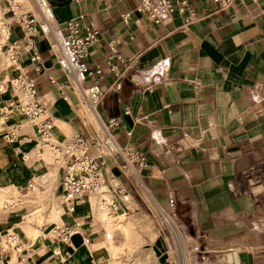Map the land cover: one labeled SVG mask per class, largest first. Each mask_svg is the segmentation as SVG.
<instances>
[{
    "label": "crops",
    "instance_id": "0c3cea01",
    "mask_svg": "<svg viewBox=\"0 0 264 264\" xmlns=\"http://www.w3.org/2000/svg\"><path fill=\"white\" fill-rule=\"evenodd\" d=\"M21 1L27 16L39 20L34 2ZM139 1L47 0L56 26L75 19L97 33L82 58L89 73L80 86L60 67L39 28L33 37L38 59H32L22 23L9 1L0 0L7 32L0 48V200L14 193L21 205L0 207V264H132L126 219L147 212L137 203L154 213L168 211L193 247L214 253L243 245L253 251L244 264H264V0L223 6L187 0L184 11L175 7L160 23L137 11ZM9 43L16 45L15 66L3 55ZM21 75L34 79L37 94L48 99L54 140L94 136L104 122L119 146L144 155L136 181L125 176L119 155L103 158L114 211L123 213L111 237L95 196L75 200L73 211L56 203L57 219L50 209L57 197H51L43 226L78 223L68 240L25 222L33 215L36 190L52 183L39 178L57 173L58 166L16 107L11 78ZM91 85L101 93L96 116L84 94ZM13 126L18 136L10 135ZM32 227L40 230L35 238L28 233ZM171 227L178 238L180 231ZM10 231L18 239L6 246ZM116 231L124 239L114 242ZM146 254L152 255L150 264H182L158 236Z\"/></svg>",
    "mask_w": 264,
    "mask_h": 264
},
{
    "label": "built area",
    "instance_id": "2783aa9c",
    "mask_svg": "<svg viewBox=\"0 0 264 264\" xmlns=\"http://www.w3.org/2000/svg\"><path fill=\"white\" fill-rule=\"evenodd\" d=\"M38 6H44L48 9L49 5L47 0H34ZM220 6L228 4L231 0H216ZM187 4V0H140L137 11L143 13L148 19L155 23L162 22L166 17L170 15L172 10L176 7L180 11H184ZM27 12L19 15L18 20L22 23L24 32L27 36L29 47L33 50L32 59H38L37 51L33 48V37L37 28L49 43V48L55 54L56 60L60 67L67 73L81 77L84 80L85 75L89 73V70L85 63L82 61L87 53L89 47L97 40L96 31L88 29L82 25L78 20L71 19L66 21L62 27H56L60 33V37L54 35L51 28L45 29L41 24L43 20L41 18L40 24L33 18L27 16ZM38 23L36 26L35 24ZM13 49H16V45H13ZM113 42L110 43L111 51L115 52ZM12 57L16 59L15 51L12 53ZM38 70V68H36ZM17 85L24 87L27 94H30L34 98L33 105L28 104L23 108H26L27 114L35 116L37 110L41 109V101L38 98V94L35 89L34 79L21 75L16 78ZM71 84V83H70ZM72 85V84H71ZM88 91L93 98L99 101L101 93L96 85H91ZM17 104L20 108L22 100L20 95L17 96ZM23 111V110H22ZM105 130L103 132V138L100 139L98 133H94V136L83 137L79 133L76 134L72 144L68 145L65 151L66 162L68 167L65 168L60 175L61 183V202L69 206L68 210L73 211V202L82 198H92L96 188L104 182L101 168L103 164V158L105 156L119 155L122 158V169L125 176L130 181H136L138 176L137 167L145 165V158L141 152L132 151L127 148L121 147L117 144L114 136L108 129V126L102 122ZM42 133L45 132V127H42ZM11 136L14 135V131H11ZM90 148L95 151V155H90L86 152L83 155L76 153L77 147ZM130 167V169H128ZM30 183L28 184V186ZM116 208V202L113 203ZM72 226L63 225L60 229V234L63 240H68L73 233L70 229Z\"/></svg>",
    "mask_w": 264,
    "mask_h": 264
},
{
    "label": "bare ground",
    "instance_id": "6f19581e",
    "mask_svg": "<svg viewBox=\"0 0 264 264\" xmlns=\"http://www.w3.org/2000/svg\"><path fill=\"white\" fill-rule=\"evenodd\" d=\"M9 1V6L12 7L13 12H14V17H18L19 15H22L28 11L23 10V2L21 0H8ZM35 4V6L38 9L39 12V20L37 18H35L33 15H31V18L35 19L39 24H40V20L42 18L43 20V24H41L43 26V28L45 29V31L47 30V28H51L52 31L54 32V35H57L60 37V33L57 30L58 26H56L53 22V13L51 10V7L49 6L50 9L44 7L41 5L38 6L36 4V2L34 0H32ZM49 5V4H48ZM2 15H3V23L1 22L2 19H0V23H2L3 27H4V12H3V8H2ZM0 34H1V39H0V48L2 46V44L5 43V41L7 40V32H6V28H0ZM14 43H9V46L6 50L3 51V55L5 57V59L7 60V62L11 63L12 65H16L15 64V60L12 57V53L14 52L13 46ZM10 65V64H7ZM69 74V73H68ZM73 76V75H72ZM17 78V77H16ZM16 78L13 77L12 79V86L14 87L16 93H18V95H20L21 100H22V104L20 105V108L23 110L19 109L18 104L16 103V107L17 109L21 112V114L25 115L26 119L28 122L33 123L36 127V132L40 138V142L39 144H42L44 146L49 147L50 151L53 153V163H55L58 166V172L56 174L48 171L46 173H44V175L46 177L42 178V182H53L52 185H54L55 182H58L57 184V188L53 187L51 185L52 190H56V194L55 196L57 197V199L59 200V202H53V206L50 208L51 209V213L53 215V217L55 219H57L58 217V211H57V204L59 203L64 204L61 202L60 199V195H61V183H60V175L62 173V171L68 167V163L66 162V158H65V151L68 145L72 144L75 136L77 133H74L73 135H71L67 140L63 141V142H59L56 141L52 138V133H51V129H52V120L50 119L49 116L46 115V105L44 104V102L41 99V96L38 94V98L41 101V109L37 110V114L35 116H30L27 114L26 108H23L25 105L31 104L33 105L34 102V98L30 95L27 94L24 90V87L17 85V81ZM75 82L77 83V85L83 86V80L81 77H77V76H73ZM2 85V83H1ZM84 94H85V98L86 101L89 105V107L91 108L92 112L94 113V115H97L96 112V107L98 105L97 99L93 98L92 95L90 94V92L88 91V88H84ZM15 127V126H13ZM42 127H45V132L42 133ZM100 130H99V137L100 139L103 138V132L105 130V127L103 125V123L100 124ZM11 131H14V136H18L19 135V131L17 126L15 127V129H12ZM10 131V132H11ZM86 152L88 154H92L95 155L96 152L91 150L89 147L85 148V147H77L76 153L79 154L80 156L83 155V153ZM47 161V160H46ZM130 169V167L128 168ZM59 177V178H58ZM45 184V183H44ZM28 186V185H27ZM28 188H33V185L30 184L28 186ZM95 197H97L98 200V208H99V212L102 213L101 214V219L102 221L105 223L106 227H107V231L109 233V236L111 237V233L113 231V229L119 225V220L123 219V213L118 211L115 212V207L113 205L114 201V197L112 195V193L107 189L105 182H102L95 190L94 195ZM65 205V204H64ZM66 209H70L69 206L65 205ZM3 209H8V210H12L16 207V203L13 201H10L9 199L4 201L2 206ZM72 209H74V207H72ZM48 223V219H46V221H42V226ZM65 225V224H63ZM63 225H58L55 226L54 231L57 235H60V229L63 227ZM78 223L75 224V226H72V228L70 229L71 233H75L78 231V227H77ZM31 238H35L39 233L40 230L37 228H31V230L28 232ZM18 239V234H16L15 231H10L6 234V238H5V245H14V243L16 242V240ZM111 253V252H110ZM126 253V252H125ZM124 253V254H125ZM17 264V261L16 263Z\"/></svg>",
    "mask_w": 264,
    "mask_h": 264
},
{
    "label": "rangeland",
    "instance_id": "374dc122",
    "mask_svg": "<svg viewBox=\"0 0 264 264\" xmlns=\"http://www.w3.org/2000/svg\"><path fill=\"white\" fill-rule=\"evenodd\" d=\"M25 9H27L25 7ZM23 8V10H25ZM2 10V8H0ZM3 23V20H1ZM2 23H0V28H4ZM1 39V34H0ZM1 44V43H0ZM2 54V53H1ZM44 99V98H43ZM48 100V99H47ZM46 99L44 100L47 101ZM88 112V115L90 119L95 122L94 117L92 116L90 110L86 109ZM58 172V171H57ZM56 174V173H55ZM46 177L44 174L39 178L40 182H42V178ZM51 182V181H50ZM47 182H43V184ZM53 184L49 183L48 185L39 187V190H36V193L38 195L37 198L33 200V215L29 217V219H26L25 222L29 225L34 224V226L39 224V227L41 226V229L45 233L53 234V230L55 226L58 224H50L48 226H42V220L46 216L48 205L50 204L51 197L54 195L56 190H52L50 192V186ZM58 182H55L53 187L57 188ZM142 192L140 188V193ZM6 199H10V201H13L16 203L15 208H21V205L17 203L18 200H20V197H18L17 194H10L6 197ZM6 199H3L6 201ZM55 202H59L57 198H54ZM0 200V207L2 206V201ZM53 206V205H52ZM51 206V207H52ZM137 206L147 212H140V215L134 214L132 216H127V221L130 222V230H129V241L128 243L131 246L132 249V264H138L140 261H146L149 263V259L152 257L151 254H146V247H148L149 244L154 242L156 237L158 236L160 240H163L166 247L169 248V251L172 256H177L181 258L182 264H244L245 258L252 254L253 251L251 248H245V246L240 245V247L237 249L234 247V244H232L228 249L222 250L219 252L214 253H208L201 248H198L195 244V246H191L192 240L189 237V234L187 230H183L181 227L183 235L181 236V231L178 228V225L175 221V219L170 215L168 212H164L162 210H155V213L146 205L137 203ZM50 207V208H51ZM116 210V209H115ZM119 210V209H118ZM117 210V211H118ZM98 214H101L100 212ZM170 220L166 219V217ZM46 221L43 220V222ZM171 222L176 227L177 231H180L179 234L181 236L182 242L179 240V237H175L173 234V230L171 227ZM33 228V227H32ZM39 229V228H37ZM56 239H62V235L55 236ZM120 237H123L121 232L116 231L114 234V242L116 240L120 239ZM63 240V239H62ZM238 244V243H237ZM182 245H184V249L181 248ZM236 245V244H235ZM239 245V244H238ZM125 253V252H124ZM226 253H232L228 254V256L225 259ZM168 260H171L169 257H167ZM172 261V260H171ZM146 263V264H147Z\"/></svg>",
    "mask_w": 264,
    "mask_h": 264
}]
</instances>
